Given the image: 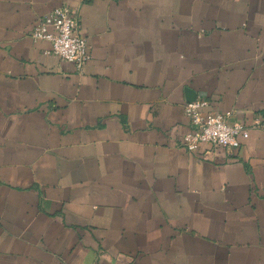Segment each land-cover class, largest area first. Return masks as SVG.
Masks as SVG:
<instances>
[{"label": "crops", "instance_id": "crops-1", "mask_svg": "<svg viewBox=\"0 0 264 264\" xmlns=\"http://www.w3.org/2000/svg\"><path fill=\"white\" fill-rule=\"evenodd\" d=\"M192 97L248 136L186 150ZM0 264H264V0H0Z\"/></svg>", "mask_w": 264, "mask_h": 264}, {"label": "built area", "instance_id": "built-area-1", "mask_svg": "<svg viewBox=\"0 0 264 264\" xmlns=\"http://www.w3.org/2000/svg\"><path fill=\"white\" fill-rule=\"evenodd\" d=\"M30 36L33 40H46L51 44V52L72 63L81 71L90 58L87 43L79 32L78 10L61 5L39 17ZM205 99H195L184 104V114L192 130L183 135L181 144L191 152L201 144L237 147L240 137H247L248 130L241 122H230V112H202Z\"/></svg>", "mask_w": 264, "mask_h": 264}, {"label": "water", "instance_id": "water-1", "mask_svg": "<svg viewBox=\"0 0 264 264\" xmlns=\"http://www.w3.org/2000/svg\"><path fill=\"white\" fill-rule=\"evenodd\" d=\"M195 99H196L195 97H192L191 99H189L188 102H190V101H194Z\"/></svg>", "mask_w": 264, "mask_h": 264}]
</instances>
